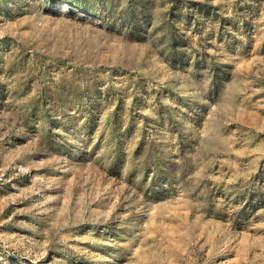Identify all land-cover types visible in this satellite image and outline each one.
<instances>
[{
	"label": "rangeland",
	"instance_id": "374dc122",
	"mask_svg": "<svg viewBox=\"0 0 264 264\" xmlns=\"http://www.w3.org/2000/svg\"><path fill=\"white\" fill-rule=\"evenodd\" d=\"M0 264H264V0H0Z\"/></svg>",
	"mask_w": 264,
	"mask_h": 264
}]
</instances>
